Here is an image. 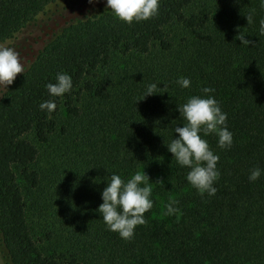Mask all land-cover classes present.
I'll list each match as a JSON object with an SVG mask.
<instances>
[{"label": "trees", "instance_id": "obj_1", "mask_svg": "<svg viewBox=\"0 0 264 264\" xmlns=\"http://www.w3.org/2000/svg\"><path fill=\"white\" fill-rule=\"evenodd\" d=\"M61 1L0 0V44L33 28ZM261 19V0H160L158 15L145 21L129 24L100 8L55 32L0 93V249L6 264H264V174L248 179L250 169H264ZM171 26L184 35L171 37ZM239 34L250 43L242 44ZM114 63L117 70L108 72ZM59 72L71 75L73 88L50 97L45 85ZM180 77L190 78L191 86L181 88ZM150 83L160 93L144 97ZM205 86L215 89L210 95L234 134L225 149L215 133L204 137L220 157L211 197L189 184V169L166 146L178 136L175 127L186 123L177 105L208 95L201 92ZM49 99L56 102L51 114L39 107ZM62 111L79 128L81 153L63 206L66 244L43 254L30 235L14 170L30 187L40 185L35 142H48ZM136 171L153 183L154 207L125 240L108 230L97 209L112 173L127 179ZM170 199L179 202L178 215H165Z\"/></svg>", "mask_w": 264, "mask_h": 264}, {"label": "clouds", "instance_id": "obj_2", "mask_svg": "<svg viewBox=\"0 0 264 264\" xmlns=\"http://www.w3.org/2000/svg\"><path fill=\"white\" fill-rule=\"evenodd\" d=\"M106 6L116 18L131 24L158 15L160 0H106ZM261 6L264 7V0H261ZM254 14L253 10L246 15L248 23L252 22ZM259 30L264 33V19L260 20ZM238 39L242 44L250 43L245 39V35L239 34ZM25 70L26 64L21 53L15 47L0 44V85L7 88L15 81L17 74L24 73ZM176 83L181 88L191 86V80L187 77H180ZM45 87L50 97H63L73 88L72 77L67 72H59L55 76V82H49ZM157 88V83L148 84L144 97L160 93ZM214 91L211 87H202L201 92L208 95H191L185 103L177 105L180 116L186 123L182 127H175L174 133L178 136H174L170 143L166 144L176 163L189 169L186 176L189 184L201 196L207 193L209 197L217 192L214 185L220 177L217 167L220 157L204 137L215 133L218 146L222 149L231 148L234 138L226 123L228 114L222 111L215 96L210 95ZM39 107L51 114L56 109V102L49 99L41 102ZM262 174L264 169L254 167L250 169L248 179L255 182ZM152 195L153 183H150V178L144 171H136L127 179L112 173L101 192L103 202L97 211L109 231L118 233L122 239L130 240L134 237L136 227L147 223L145 213L154 207ZM178 203L177 200L170 199L165 205V215H178L181 211ZM0 264H3V261H0Z\"/></svg>", "mask_w": 264, "mask_h": 264}, {"label": "rangeland", "instance_id": "obj_3", "mask_svg": "<svg viewBox=\"0 0 264 264\" xmlns=\"http://www.w3.org/2000/svg\"><path fill=\"white\" fill-rule=\"evenodd\" d=\"M100 8L109 9L106 0H63L39 15L33 28L4 44L15 47L24 57L27 67L38 50L66 22ZM167 31L175 39L184 35L182 28L178 26H171ZM112 66L108 72L117 70L116 63ZM3 88L0 85V93ZM62 127L66 129L62 131ZM35 144L38 157L34 167L39 171L40 185L32 188L20 178L17 169L14 172L26 204V222L30 235L43 254H50L56 247L63 248L67 241L69 228L63 206L66 194L76 179L74 165L80 159L81 153L79 128H75L73 120L62 111L58 117L57 130L48 142ZM0 261L6 264L1 249Z\"/></svg>", "mask_w": 264, "mask_h": 264}]
</instances>
